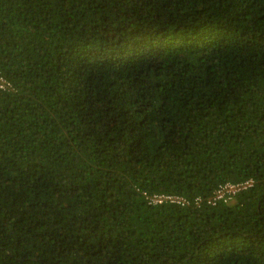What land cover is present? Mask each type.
<instances>
[{
	"label": "trees",
	"instance_id": "16d2710c",
	"mask_svg": "<svg viewBox=\"0 0 264 264\" xmlns=\"http://www.w3.org/2000/svg\"><path fill=\"white\" fill-rule=\"evenodd\" d=\"M0 74V264H264V0H0Z\"/></svg>",
	"mask_w": 264,
	"mask_h": 264
},
{
	"label": "built area",
	"instance_id": "2783aa9c",
	"mask_svg": "<svg viewBox=\"0 0 264 264\" xmlns=\"http://www.w3.org/2000/svg\"><path fill=\"white\" fill-rule=\"evenodd\" d=\"M11 83L8 82L1 74H0V89L1 90H9L11 89ZM254 185V180L247 179L241 182H227L222 184L216 189L212 196L207 199V203L209 205H216L218 203H227L229 202L235 195L238 193L248 190L252 188ZM147 201L153 205L160 204H172L178 206H188L191 204H195L199 206L202 201L201 197H196L193 200H190L184 196L178 194H153L151 196L145 195Z\"/></svg>",
	"mask_w": 264,
	"mask_h": 264
}]
</instances>
